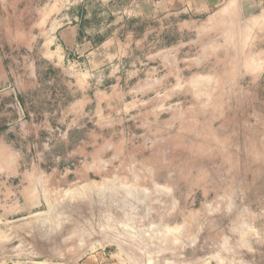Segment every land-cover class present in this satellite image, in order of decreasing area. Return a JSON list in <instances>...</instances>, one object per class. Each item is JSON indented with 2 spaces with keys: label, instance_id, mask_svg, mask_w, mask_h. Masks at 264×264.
<instances>
[{
  "label": "rangeland",
  "instance_id": "rangeland-1",
  "mask_svg": "<svg viewBox=\"0 0 264 264\" xmlns=\"http://www.w3.org/2000/svg\"><path fill=\"white\" fill-rule=\"evenodd\" d=\"M226 16L0 0V264H264V11Z\"/></svg>",
  "mask_w": 264,
  "mask_h": 264
},
{
  "label": "crops",
  "instance_id": "crops-1",
  "mask_svg": "<svg viewBox=\"0 0 264 264\" xmlns=\"http://www.w3.org/2000/svg\"><path fill=\"white\" fill-rule=\"evenodd\" d=\"M167 3L171 8L186 10V13L221 14V19H227V13H231L232 20L235 18L234 14L241 12L264 11V0H167Z\"/></svg>",
  "mask_w": 264,
  "mask_h": 264
}]
</instances>
